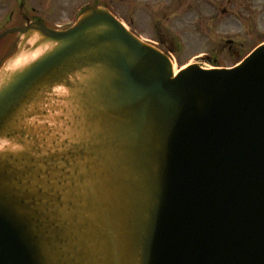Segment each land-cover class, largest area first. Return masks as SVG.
<instances>
[{"label":"water","instance_id":"water-1","mask_svg":"<svg viewBox=\"0 0 264 264\" xmlns=\"http://www.w3.org/2000/svg\"><path fill=\"white\" fill-rule=\"evenodd\" d=\"M11 32L0 264H264V43L175 75L100 5Z\"/></svg>","mask_w":264,"mask_h":264},{"label":"rangeland","instance_id":"rangeland-1","mask_svg":"<svg viewBox=\"0 0 264 264\" xmlns=\"http://www.w3.org/2000/svg\"><path fill=\"white\" fill-rule=\"evenodd\" d=\"M94 3L108 5L146 39L155 41L170 30L183 46L176 70L215 58L221 66H232L226 39L245 42L243 54L264 39V0H0V32L25 15L68 27L84 6ZM4 43L0 41V63L12 51Z\"/></svg>","mask_w":264,"mask_h":264},{"label":"flooded vegetation","instance_id":"flooded-vegetation-1","mask_svg":"<svg viewBox=\"0 0 264 264\" xmlns=\"http://www.w3.org/2000/svg\"><path fill=\"white\" fill-rule=\"evenodd\" d=\"M163 34L161 36L156 37L155 43H157L159 46L165 49H168L169 51L177 55V58H178V54L183 49V46L178 41L176 35H172L170 30L167 31L166 36H163ZM244 45H245V42L243 41L240 43V45H238L236 41H233V42L231 41L229 43V49H231L232 51V53H230L232 59L240 57V55L244 52L243 51Z\"/></svg>","mask_w":264,"mask_h":264},{"label":"bare ground","instance_id":"bare-ground-1","mask_svg":"<svg viewBox=\"0 0 264 264\" xmlns=\"http://www.w3.org/2000/svg\"><path fill=\"white\" fill-rule=\"evenodd\" d=\"M24 57H25V56L22 54V56H20V57L18 58L17 62H18V63H19V62H22ZM26 58H27V57H26Z\"/></svg>","mask_w":264,"mask_h":264}]
</instances>
